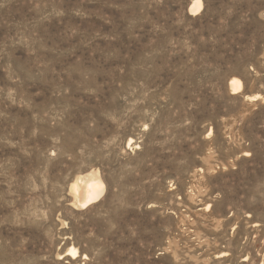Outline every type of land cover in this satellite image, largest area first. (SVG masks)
I'll list each match as a JSON object with an SVG mask.
<instances>
[{"label":"rangeland","instance_id":"rangeland-1","mask_svg":"<svg viewBox=\"0 0 264 264\" xmlns=\"http://www.w3.org/2000/svg\"><path fill=\"white\" fill-rule=\"evenodd\" d=\"M193 1L0 0V264H264V0Z\"/></svg>","mask_w":264,"mask_h":264},{"label":"bare ground","instance_id":"bare-ground-1","mask_svg":"<svg viewBox=\"0 0 264 264\" xmlns=\"http://www.w3.org/2000/svg\"><path fill=\"white\" fill-rule=\"evenodd\" d=\"M200 8L201 0H194L190 5L189 11L197 13ZM229 87L233 92H239L241 90V82L238 79H232L229 81ZM251 98L255 99L256 97ZM103 189V183L97 176L96 171H91V173L85 177H77L70 185V190L75 195L74 202L78 203L76 205L82 206L83 208L85 205L94 202L101 195ZM69 254L75 257L76 250L71 248ZM83 257L85 258V256Z\"/></svg>","mask_w":264,"mask_h":264}]
</instances>
